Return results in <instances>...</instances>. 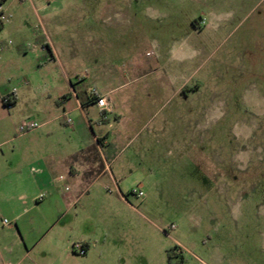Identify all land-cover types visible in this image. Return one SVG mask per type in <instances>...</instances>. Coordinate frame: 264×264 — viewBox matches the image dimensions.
Masks as SVG:
<instances>
[{
  "label": "rangeland",
  "instance_id": "374dc122",
  "mask_svg": "<svg viewBox=\"0 0 264 264\" xmlns=\"http://www.w3.org/2000/svg\"><path fill=\"white\" fill-rule=\"evenodd\" d=\"M0 7L11 16L0 30V87L16 89L25 78L31 91L19 110L39 125L45 89L66 85L49 51L41 52L37 15L51 22L47 34L69 81L85 78L86 89L135 61L188 58L173 66L186 74L184 94L154 97V126L116 150L118 191L95 186V200L77 205L90 220L76 234L97 245L73 262L54 252L47 264H264V0H0Z\"/></svg>",
  "mask_w": 264,
  "mask_h": 264
},
{
  "label": "crops",
  "instance_id": "0c3cea01",
  "mask_svg": "<svg viewBox=\"0 0 264 264\" xmlns=\"http://www.w3.org/2000/svg\"><path fill=\"white\" fill-rule=\"evenodd\" d=\"M47 10L45 5L40 9L44 17ZM37 18L45 28L41 52L49 51L50 63L59 65L66 86L45 89L49 102L39 112L43 122L38 130L25 134L19 132V126L30 119L19 107L31 91L29 83L24 78L16 89L3 91L0 87V98L10 96L13 102L11 110L0 106V264H47L57 251L65 257L63 261L73 262L79 258L71 246L77 244L87 256L97 239L76 234L80 224L90 220L80 216L77 205L87 199L88 207L95 200L91 195L95 186L118 191V174L111 166L116 150L154 126L155 99L180 96L186 90L185 72H175L173 66H184L188 58L175 54L165 64L162 58H157V64L154 59L150 63L135 61L125 72L104 76L101 87H82L85 78L73 84L47 34L51 22ZM159 64L162 74L154 86V66L159 68ZM96 96L107 99L108 110L98 108ZM206 115L213 120L211 113ZM67 133L71 141H64L62 135ZM41 195L45 197L39 200ZM116 199L129 206L121 193ZM46 206L52 214L45 213Z\"/></svg>",
  "mask_w": 264,
  "mask_h": 264
},
{
  "label": "built area",
  "instance_id": "2783aa9c",
  "mask_svg": "<svg viewBox=\"0 0 264 264\" xmlns=\"http://www.w3.org/2000/svg\"><path fill=\"white\" fill-rule=\"evenodd\" d=\"M10 17L11 16L8 17L5 14V11L3 10V8L0 7V26L5 25V24H9L10 23ZM1 51H4V49L1 48ZM15 91L16 90H14V93H15ZM1 101H2V104L5 106L6 109H9V110L12 109L13 102H12V98L10 96L2 98ZM95 104L101 110H108L109 109V103H108L106 98L96 96L95 97ZM68 123L71 124L72 123L71 120H69ZM39 128H40V125L38 123L25 120L20 124L19 132L22 134H25V133L36 131ZM108 192L111 194L112 191L108 190ZM133 195H135L138 199L143 198L144 193L142 192V186L139 187L138 191H134ZM44 197H45V195H41L39 197V200L44 199ZM4 223L7 224L8 221H4ZM75 251L82 256L85 255V253H86V251L82 245H76Z\"/></svg>",
  "mask_w": 264,
  "mask_h": 264
}]
</instances>
